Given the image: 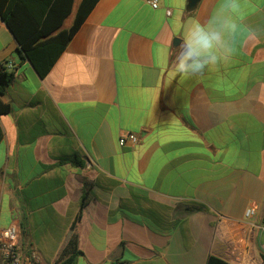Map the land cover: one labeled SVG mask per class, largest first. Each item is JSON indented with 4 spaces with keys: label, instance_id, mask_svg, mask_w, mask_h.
Wrapping results in <instances>:
<instances>
[{
    "label": "crops",
    "instance_id": "0c3cea01",
    "mask_svg": "<svg viewBox=\"0 0 264 264\" xmlns=\"http://www.w3.org/2000/svg\"><path fill=\"white\" fill-rule=\"evenodd\" d=\"M188 1L99 0L43 78L0 17V231L41 264L76 219L77 264H264V0H239L255 38L198 75L180 45L223 0Z\"/></svg>",
    "mask_w": 264,
    "mask_h": 264
},
{
    "label": "trees",
    "instance_id": "16d2710c",
    "mask_svg": "<svg viewBox=\"0 0 264 264\" xmlns=\"http://www.w3.org/2000/svg\"><path fill=\"white\" fill-rule=\"evenodd\" d=\"M76 0H0V17L6 23L18 43L23 60H29L40 77H45L68 43L80 29L99 0H81L71 25L64 27L73 13ZM14 73L0 64V115L12 111L3 100ZM0 129V138H1ZM74 163H80L75 160ZM79 219H76L56 264H77L82 254L79 248ZM207 264H230L217 256H210Z\"/></svg>",
    "mask_w": 264,
    "mask_h": 264
},
{
    "label": "clouds",
    "instance_id": "9594fccd",
    "mask_svg": "<svg viewBox=\"0 0 264 264\" xmlns=\"http://www.w3.org/2000/svg\"><path fill=\"white\" fill-rule=\"evenodd\" d=\"M239 0H223L220 11L207 25L195 23L182 39L177 60L189 75L202 74L206 67L233 56L256 32L241 24Z\"/></svg>",
    "mask_w": 264,
    "mask_h": 264
},
{
    "label": "built area",
    "instance_id": "2783aa9c",
    "mask_svg": "<svg viewBox=\"0 0 264 264\" xmlns=\"http://www.w3.org/2000/svg\"><path fill=\"white\" fill-rule=\"evenodd\" d=\"M153 8L160 7V0H146ZM170 14V10L167 9ZM6 67L13 68L14 62L8 61L4 64ZM137 142V136L134 133H129L122 136L119 140L121 146ZM256 207L250 206L246 209V217L252 218L256 215ZM256 225V224H255ZM260 230H264V224L259 225ZM21 229L17 223H12L8 227L0 231V257L1 264H41L39 255L35 251H24L21 241ZM246 264H263L257 261H250Z\"/></svg>",
    "mask_w": 264,
    "mask_h": 264
},
{
    "label": "rangeland",
    "instance_id": "374dc122",
    "mask_svg": "<svg viewBox=\"0 0 264 264\" xmlns=\"http://www.w3.org/2000/svg\"><path fill=\"white\" fill-rule=\"evenodd\" d=\"M80 1H81V0H76V1H75L74 11H73V13H72V14L66 19V22H65V24H64V27H65V28H68V27L71 25V23H72V21H73V18H74V15H75L76 8H77V6H78V4H79Z\"/></svg>",
    "mask_w": 264,
    "mask_h": 264
},
{
    "label": "water",
    "instance_id": "95a60500",
    "mask_svg": "<svg viewBox=\"0 0 264 264\" xmlns=\"http://www.w3.org/2000/svg\"><path fill=\"white\" fill-rule=\"evenodd\" d=\"M199 1H200V0H189V1H188V7H189V8H193V7H195ZM28 61H29V60H28Z\"/></svg>",
    "mask_w": 264,
    "mask_h": 264
}]
</instances>
